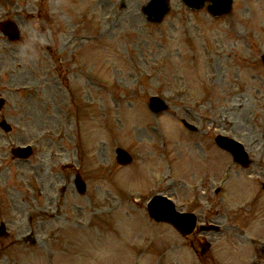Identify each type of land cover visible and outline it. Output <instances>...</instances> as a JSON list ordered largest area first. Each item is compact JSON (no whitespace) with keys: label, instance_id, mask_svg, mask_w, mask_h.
Masks as SVG:
<instances>
[{"label":"rangeland","instance_id":"obj_1","mask_svg":"<svg viewBox=\"0 0 264 264\" xmlns=\"http://www.w3.org/2000/svg\"><path fill=\"white\" fill-rule=\"evenodd\" d=\"M69 1L67 3L69 7L65 8V4L60 5L62 10L60 13L64 12L67 18L72 17L76 26L77 22H81L79 14L87 13L88 17L86 16V20L80 24L83 28L79 31L78 37L81 40L80 35L84 34L93 39L83 42L76 40L72 43L73 51L78 52L77 60L87 61L88 67L84 72L79 63L75 65L72 62V71H75L72 73V152L60 151L62 146L55 144L53 149L65 155L60 158L54 152L51 165L54 169L57 163L62 164L72 156V163L80 167L93 197L97 196L93 191L95 186L104 192L109 190L107 188H112L108 182L113 185L122 183L125 187V193L122 194L123 207L127 215L119 210L114 212L123 230V238L121 233L112 235L113 229L110 228L112 224L107 221L106 225L100 222V230L96 231L99 238L92 236L90 239L82 236L79 241L83 246L78 249L74 247L77 243L74 241L76 236L73 233L72 241L67 245L61 241L59 248L56 249L61 257V264L74 263L77 257L81 260H76V264H97L103 261H107L108 264H133L137 260L139 264H171V261L175 264H208L209 260V264H246V261L261 256L263 253L254 251L248 244L230 236V229L226 235L212 239L213 248L205 259H201L195 251L198 246L196 239L193 242L187 240V243L169 226L156 223H148L149 226L145 227L138 224L135 229L128 226L135 220L133 217H147L146 206H135L133 198L137 197L136 200L139 201L141 194L153 192L155 188L158 190L162 188L166 192L168 187L170 193L177 197L179 209L193 196L204 199L202 189H195V193H192L191 185L186 192L174 186L172 180L179 182V176L182 175L179 162L176 165L174 162L171 170L168 167L170 160L175 161L179 154H183V141L188 130L182 126L180 119L186 115L184 112L186 107L194 111V114L191 113L193 118L190 119L197 122L200 118L201 121L217 119L219 113L220 120L215 121V126H219V132L226 133L224 130H227L228 133L232 131L240 137L247 135L252 157L257 162L261 159L257 145L264 133V65L260 59L264 52V0H234L233 17L219 21L212 19L207 12L192 14L179 0H173L171 15L160 26L148 24L141 12L142 5L148 0ZM7 8H9L7 4L0 1V11ZM60 39L66 38L61 36ZM105 67L109 74L107 80L102 76ZM89 69H92L91 73ZM1 70L6 74L4 68ZM227 71L231 73L226 74ZM88 72L95 77L92 79V83L95 82L93 85L87 79L86 74L90 76ZM238 72L240 74L236 76ZM210 79L214 81L215 89L211 88ZM245 79L250 90L239 91L237 86L229 89L233 80H239L238 83L244 86ZM102 82L105 88L100 86ZM3 84L0 83V89H4ZM128 84L134 91H123L124 88L119 86L126 87ZM4 95L9 97L5 91ZM151 95L168 99V112L154 117L147 108ZM9 99V107L5 109L4 115L17 126L12 136L16 141L22 136V133L16 131L20 130V126L26 125L18 121L14 114L19 111L18 105L12 108L17 98ZM59 103L64 106L60 101ZM120 104L123 106L118 113ZM37 124L42 128L45 125L59 127L65 123L62 114L57 113L53 121L48 119L41 124L36 121L34 126H38ZM202 130L208 133L209 138L213 137V129ZM28 132L30 137L38 134L37 128L29 129ZM254 138H258L259 143L254 144ZM27 139H23L22 142ZM66 143L71 145L69 140H66ZM47 145L49 142L45 147ZM117 146H123L133 154L134 162L131 165L115 167ZM211 148L210 144L206 145L205 153L208 156L212 155ZM43 150L45 149L37 153L40 160L45 157L41 153ZM228 154H221L222 169L218 175L214 172L215 169L219 171L220 167H211L214 176L210 184V179H207V185H210L208 194L211 186L223 174L224 166L229 161ZM197 155L202 157L200 154ZM182 164L187 168V173L191 168H196L200 174H205L213 161L212 159L200 161L191 155L185 156ZM176 166L178 168H175ZM256 168L259 171L257 174H263L261 167ZM236 171L244 172L243 169ZM19 172H22V167ZM212 172L209 173L213 174ZM239 174L242 178H238L234 172L230 188L232 194L237 196L241 193L239 189L244 187L249 190L248 193L242 194L244 197L241 204L245 205L244 210L231 213L225 209L227 203L212 194H207L208 202L204 199V207H196L193 210L201 215L202 221L212 218L215 222L227 223L231 219H236L235 215L244 216L257 232L264 233L262 220L264 197L258 194V198H254L255 195L250 193V189L256 185L254 183L256 180L250 181L247 178V181L243 179L244 175ZM50 176V172L48 174L45 171L42 180L46 182L49 180L46 178ZM188 177L191 178L190 175ZM19 179L23 177L20 175ZM193 180L194 178H191V182ZM259 181L262 183L264 178ZM260 187L261 185L257 186ZM21 191L28 193L26 187ZM34 197L37 199V194H34ZM73 197L76 199L77 194L72 189ZM234 199L235 197L231 198L232 201ZM88 201L87 198H78L73 202L77 205ZM102 206V204L97 207L92 205L91 208L86 206L87 208H79L77 211L72 208V227L76 226L74 221L76 217L81 223L88 222L92 217L93 220L97 217L99 213L97 209L108 211V208L100 209ZM252 206L255 210L253 218L249 214L245 215ZM210 207L219 210L209 211ZM65 217L66 215H63L62 219ZM88 230L92 231L90 228ZM99 244L101 247H97ZM93 245V249L90 248ZM243 248L245 251H242ZM11 252L12 250L2 251L0 264L7 261V254L13 253L18 254L19 261L23 260L26 264L39 262L48 264L46 253L38 249L31 251L30 254ZM260 262L264 264V260Z\"/></svg>","mask_w":264,"mask_h":264},{"label":"water","instance_id":"obj_2","mask_svg":"<svg viewBox=\"0 0 264 264\" xmlns=\"http://www.w3.org/2000/svg\"><path fill=\"white\" fill-rule=\"evenodd\" d=\"M161 3L158 6L157 9H155L153 12L150 11V9H146V13H148L149 17L148 19L155 23H160L165 15L167 14L169 8H168V2L167 0H160ZM187 3L194 8H199V6H202L206 0H186ZM214 3H216L219 6L224 7L225 9L229 7L231 0H211ZM218 6H210V9L212 11L218 12L219 9ZM6 32H8V29H4ZM80 189L83 190V184L80 182ZM171 219H173V223H175L176 226H180L182 222H185L186 215L172 212V216H170Z\"/></svg>","mask_w":264,"mask_h":264},{"label":"flooded vegetation","instance_id":"obj_3","mask_svg":"<svg viewBox=\"0 0 264 264\" xmlns=\"http://www.w3.org/2000/svg\"><path fill=\"white\" fill-rule=\"evenodd\" d=\"M59 202V201H58ZM53 204H57L56 202H54ZM56 209H57V211L59 210V205H57V207H56ZM32 219V218H31ZM11 238V237H10ZM9 238V239H10ZM35 241H36V239H35ZM44 242V241H43ZM14 243V241L12 242V243H9V245H11V244H13Z\"/></svg>","mask_w":264,"mask_h":264}]
</instances>
